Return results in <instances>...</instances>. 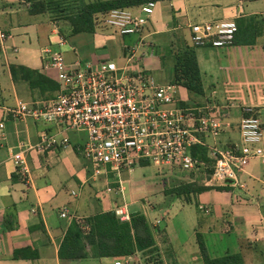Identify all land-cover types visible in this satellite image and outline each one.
<instances>
[{"label": "crops", "instance_id": "1", "mask_svg": "<svg viewBox=\"0 0 264 264\" xmlns=\"http://www.w3.org/2000/svg\"><path fill=\"white\" fill-rule=\"evenodd\" d=\"M33 1L0 0V30L6 34L0 47V120L5 121L8 136L7 139L0 136V264H204L199 233L211 257L240 253L245 264H264V163L258 158L249 162L238 180H218L210 172L206 177L200 176L203 178L196 177L201 173H191L185 177L187 182L214 187L193 193L190 198L167 194V185L156 188L147 179H140L142 189L138 190L136 169L150 165L148 161H142L133 171H123L122 185L112 174H95L75 148L84 137L78 132L69 134L72 144L68 147L28 151L30 174L18 170L11 158L14 145L36 143L41 129L48 127L56 131V126H46L32 118L19 122L7 111L18 100L47 98L38 89L32 90L21 74L15 78L12 67L36 69L57 81L44 67L43 50L63 49L68 60V53L73 50L67 37L64 45L58 43L63 35L54 28L48 10L31 12ZM157 2L142 35L145 32L163 35L173 43L183 38L194 46L204 94L192 97L181 85V90L186 91L185 94L180 90L184 98L182 105L205 106L206 114L233 124L224 127L218 138V146L223 148L239 138L237 124L243 106H264V99L249 104L226 100L228 90L219 88L222 83L228 87L234 78L239 79L238 84L245 82L247 89L256 83L264 91V0ZM131 9L138 10V6ZM221 20L236 21L242 28L251 23L258 31L255 35L251 33V39L240 33L238 41L235 37L233 44L224 47L193 44L192 24ZM148 61L147 73L157 79L150 69L153 62L150 58ZM205 140L214 143L212 138ZM109 186L114 189L108 191ZM121 186L123 192L119 191ZM64 206L70 212L66 218L61 216ZM121 206H126L130 216L136 212L146 216L154 232L157 246L154 252L99 257L87 247V257H60L61 243L74 221L71 216L86 219L105 211L116 212ZM17 250L23 251L17 255ZM34 252L38 253L36 257Z\"/></svg>", "mask_w": 264, "mask_h": 264}, {"label": "built area", "instance_id": "2", "mask_svg": "<svg viewBox=\"0 0 264 264\" xmlns=\"http://www.w3.org/2000/svg\"><path fill=\"white\" fill-rule=\"evenodd\" d=\"M157 3L148 1L138 6V10L114 8L96 18L98 29H109L112 38L115 34L141 36L136 45L123 43L121 62L106 58L71 61L62 50H43L44 67L58 81V91L52 97L18 100L7 111L19 122L32 118L46 126H56V131L44 127L36 143L14 145L11 158L20 172L30 174L28 151L70 146L68 132L72 129L86 133L75 148L94 173L112 174L120 185L123 171H133L142 161L158 167H178L196 175L212 168L210 174L222 181L238 180L239 173L252 159L264 163V106H243L237 124L239 138L220 148L218 138L224 127L233 125L231 122L206 114L205 106L182 105L180 84L160 83L146 70L136 67L143 64L137 53L145 44L142 32ZM238 30L237 22L232 20L194 23L192 42L195 46H228L234 43ZM5 40L6 34L0 30V47ZM66 41L60 36L58 43L64 45ZM0 136L8 137L4 120H0ZM209 138L214 140L213 144L205 140ZM195 145L208 146L212 163L193 154ZM119 191L123 192L122 186ZM116 214L122 220H131L126 206L118 207ZM69 215V208L64 206L61 216ZM71 219L85 231L89 229L85 219L77 216Z\"/></svg>", "mask_w": 264, "mask_h": 264}, {"label": "trees", "instance_id": "3", "mask_svg": "<svg viewBox=\"0 0 264 264\" xmlns=\"http://www.w3.org/2000/svg\"><path fill=\"white\" fill-rule=\"evenodd\" d=\"M151 0H95L80 2L76 10L67 14L72 25V32H95L98 29L96 18L105 15L114 8H131L140 6ZM161 1V0H153ZM58 11L65 10L61 0H34L31 4V12L41 13L48 9ZM239 25L236 40L240 33L248 37L258 31V27L251 25ZM241 27V28H240ZM241 29V30H240ZM175 41V40H173ZM248 41V40H247ZM166 49L173 58V83L180 84L188 89L194 96L204 94L201 69L198 63L194 46L188 44L185 39L177 38V42H168ZM165 55V54H164ZM15 78L21 74L32 90L38 89L44 97H52L59 89V83L39 70L26 67H12ZM193 154L200 156L205 161L212 163L208 156V148L195 145ZM212 172V168L208 169ZM214 186L198 184L197 182H183L166 191L167 194L188 196L200 193ZM223 189V186H217ZM89 226L84 230L80 223L72 221L61 243L59 255L62 259H78L89 255L87 247L94 250L96 256L132 255L137 251L154 252L157 249L153 229L146 216L141 212L131 215V220L126 221L118 217L115 211H105L91 215L85 219ZM200 251L204 264H245L240 253L227 254L220 257H211L201 233L197 235ZM17 250V255L20 254ZM38 255L33 253V257Z\"/></svg>", "mask_w": 264, "mask_h": 264}, {"label": "rangeland", "instance_id": "4", "mask_svg": "<svg viewBox=\"0 0 264 264\" xmlns=\"http://www.w3.org/2000/svg\"><path fill=\"white\" fill-rule=\"evenodd\" d=\"M62 7H67L65 10L58 11L52 8L48 9L47 14L51 17V22L64 37H67L69 40V44L72 45L73 50L68 53L69 60H81V61H97L101 58L106 59H115L118 62H121V47L123 43H135L141 36L133 35V36H121L115 34L114 38L108 35L110 30H105L104 27L97 29L95 32H72V25L68 18L69 13L71 11L76 10L79 6L80 2H91L95 0H61ZM109 32V33H108ZM253 36V35H252ZM144 43L140 47V51L138 50L137 55L140 56V60L143 61L142 65H136V67L141 68L143 70L149 68L147 63L150 61L153 62V65L150 69H152V73L157 77L159 81L164 83H168L173 77V58L169 54L166 49V45L168 42V37L163 35H148L146 32L144 34ZM251 35L247 37L250 38ZM137 38V39H136ZM136 40V41H135ZM63 50V49H62ZM144 52V53H142ZM165 54V55H164ZM148 59V60H147ZM147 68V69H146ZM239 79L236 81L234 78L230 80L227 84L228 87H225L224 83L219 87L221 91H227V97L224 99L229 101H237L242 102L244 104L255 103L256 101L260 102L261 99H264V91L261 86L255 84V87L247 86L244 83L238 84ZM251 87V88H250ZM186 94L185 90H181ZM189 95L194 97L188 91ZM221 97V96H220ZM76 133L75 129L69 130L68 134L74 135ZM83 136L86 133H80ZM209 171L205 169L199 176H207L210 175ZM135 178H139L136 181L135 185L138 190L142 189V180L147 179L150 184H154L156 188H160L162 185H167L166 188L179 185L183 182H187L185 177L191 175L188 171H183L178 167H156L153 164H150L146 167L137 168L135 172ZM144 173L146 175H144ZM156 175L159 178H153ZM195 175V174H194ZM162 178V179H160ZM203 178V177H200ZM136 180V179H135ZM184 180V181H183ZM162 184V185H161ZM169 184V185H168ZM172 185V186H171ZM195 208V207H194Z\"/></svg>", "mask_w": 264, "mask_h": 264}, {"label": "water", "instance_id": "5", "mask_svg": "<svg viewBox=\"0 0 264 264\" xmlns=\"http://www.w3.org/2000/svg\"><path fill=\"white\" fill-rule=\"evenodd\" d=\"M231 181V179H229Z\"/></svg>", "mask_w": 264, "mask_h": 264}]
</instances>
